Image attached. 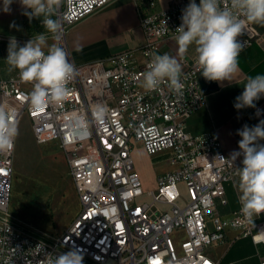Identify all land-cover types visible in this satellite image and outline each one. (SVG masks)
Returning <instances> with one entry per match:
<instances>
[{
  "label": "built area",
  "instance_id": "obj_1",
  "mask_svg": "<svg viewBox=\"0 0 264 264\" xmlns=\"http://www.w3.org/2000/svg\"><path fill=\"white\" fill-rule=\"evenodd\" d=\"M111 1L63 0L58 43L69 60L66 30ZM187 1L169 0L166 9L157 11L148 0L138 14L143 33L139 63L134 64L129 51L110 57L106 65H74L71 95L61 104L35 111L28 98L31 84L24 89L18 78L0 81V106L16 110L18 128L22 118L29 121L36 144H55L79 205L72 222L56 234L35 230L10 215L15 139L11 151L0 153V264L10 254L13 264H40V244L56 253L79 248L83 264H214L209 249L224 243L228 231L254 245L264 244V214L249 223L240 208L226 217L216 212L217 205H226L224 186L239 176L242 157L235 164L221 161L217 154L228 156L217 136L196 137L186 131V119L205 103L197 56L183 69L187 78H182V94L170 90L167 81L157 91L142 87L151 59L145 52L159 53L161 41L176 37ZM259 39L245 21L238 37L242 52ZM260 100L257 108L263 116L264 97ZM98 106L105 109L99 119L94 114ZM136 146L148 159L167 157L172 169L151 176L147 185L132 157Z\"/></svg>",
  "mask_w": 264,
  "mask_h": 264
},
{
  "label": "clouds",
  "instance_id": "obj_2",
  "mask_svg": "<svg viewBox=\"0 0 264 264\" xmlns=\"http://www.w3.org/2000/svg\"><path fill=\"white\" fill-rule=\"evenodd\" d=\"M13 2L3 0L2 10L10 12ZM62 2L19 0L22 15L27 16L30 22L34 18L39 19L45 31L35 34L23 45L15 37H10L7 47V71L18 72L21 81L32 85L28 98L35 111L66 101L71 95L68 85L77 75L66 51L58 43L62 28L58 11ZM245 21L264 25V0H199V4L196 0H189L182 9L181 24L175 30L178 53L183 56L191 46H195L196 64L201 76L206 81L231 83L240 71L238 58L244 43L238 37L243 34ZM168 30L164 21L163 31ZM145 55L151 59L143 73L142 87L148 92L157 91L167 81L170 90L182 94V78L187 77L178 59L167 52L159 54L146 51ZM243 89L235 98L234 108H253L256 109L255 115L261 116L262 110L257 108L256 102L264 97V74L249 76ZM104 111L103 107L98 106L94 114L99 119ZM16 116L14 108L0 106V153L14 148L19 134ZM236 134L241 137L238 141L239 150H234L228 158L219 154L215 158L235 164L242 157L237 186L240 212L249 223H254V217L264 214V144L260 143L264 141V119L251 127L245 124ZM38 246L43 256L40 264L84 262V255L79 248L56 253L45 251L43 244ZM14 250L19 252L18 247ZM13 260L10 254L4 258L3 264H13Z\"/></svg>",
  "mask_w": 264,
  "mask_h": 264
},
{
  "label": "crops",
  "instance_id": "obj_3",
  "mask_svg": "<svg viewBox=\"0 0 264 264\" xmlns=\"http://www.w3.org/2000/svg\"><path fill=\"white\" fill-rule=\"evenodd\" d=\"M147 1L113 0L88 17L70 26L65 32V43L69 49L70 62L73 65H82L104 61L106 65L110 57L130 51L133 52L134 64L139 63L140 57L137 51L143 44V33L139 26L138 14L145 11ZM153 1L157 11L166 9L169 2V0ZM2 3L3 0H0V81L12 78L20 80L18 72L7 71L5 58L9 39L10 37H15L18 43L23 45L32 36L45 30L39 19L34 18L30 22L27 16L22 15L23 9L19 0H14L10 6L11 11L8 13L2 10ZM188 3L189 0L187 1ZM196 3L199 4V0H196ZM252 25L260 39L240 54L238 58L240 71L233 82L224 81L221 84L214 81H206L199 70L198 82L205 98V103L204 106L185 121L186 131L191 136H217L224 153L228 157L234 150H239L238 141L241 137L236 134L237 130L241 129L245 124L250 127L254 126L259 120L264 119V115L257 117L253 108L240 110L234 108L235 98L243 92V86L247 78L257 74H264V25L256 23H252ZM51 43L52 40L49 38V44ZM165 52L175 56L182 64L183 69L185 65L190 64L196 57L195 46H191L188 52L181 56L178 53L175 37L160 42L159 54ZM20 84L24 89L31 87L30 83H24L21 80ZM260 102L261 100L257 101L256 104L258 105ZM18 139L19 136L16 138L14 165L22 159L26 162L35 160L36 163L34 165L45 164V175L37 174L34 178H44L50 184L54 183L53 186L61 181L68 182L69 199L74 190L71 177L63 155L55 144H36L32 132L28 130L23 143H19ZM260 143L264 144V141H260ZM138 152H141L151 165L152 161L160 159H148L143 151L138 150ZM171 169L168 164L159 166L152 176ZM138 170L141 171L139 164ZM143 176H145V183L149 185V178L146 177L145 173ZM239 179L240 177L238 176L233 183L225 184L226 205H217L216 212L219 215L229 216L241 207L239 202L240 193L237 187ZM30 182L29 177H26L25 183L27 186ZM227 195L228 198L226 197ZM75 207L74 215L70 216L71 222L79 210L77 205ZM261 220H264V215ZM61 231H53V234ZM226 238L224 243L214 245L209 249L208 255L214 264H262L264 262V244L254 245L250 238L236 237V232L233 231H228Z\"/></svg>",
  "mask_w": 264,
  "mask_h": 264
},
{
  "label": "rangeland",
  "instance_id": "obj_4",
  "mask_svg": "<svg viewBox=\"0 0 264 264\" xmlns=\"http://www.w3.org/2000/svg\"><path fill=\"white\" fill-rule=\"evenodd\" d=\"M27 130L31 131V127L24 117L19 125V143L24 142ZM137 146L132 157L140 165L141 171H138L141 180L145 177L144 173L150 178L157 167L167 164V157L164 156L152 161L151 165L141 152L137 151ZM34 163H36L35 160L26 162L22 159L14 165L10 213L35 230L53 234V231H61L68 226L71 222L70 216L74 215L75 206L77 205L79 209V205L74 190L68 199V182L61 181L53 186L54 183L50 184L44 178H34L37 174L45 175L46 172L45 164L34 165ZM26 177L31 180L28 186L25 183ZM230 193L232 194L231 191ZM226 197L228 198V195Z\"/></svg>",
  "mask_w": 264,
  "mask_h": 264
},
{
  "label": "snow or ice",
  "instance_id": "obj_5",
  "mask_svg": "<svg viewBox=\"0 0 264 264\" xmlns=\"http://www.w3.org/2000/svg\"><path fill=\"white\" fill-rule=\"evenodd\" d=\"M154 264H158V261H155Z\"/></svg>",
  "mask_w": 264,
  "mask_h": 264
},
{
  "label": "trees",
  "instance_id": "obj_6",
  "mask_svg": "<svg viewBox=\"0 0 264 264\" xmlns=\"http://www.w3.org/2000/svg\"><path fill=\"white\" fill-rule=\"evenodd\" d=\"M220 214H222V213L220 212Z\"/></svg>",
  "mask_w": 264,
  "mask_h": 264
}]
</instances>
